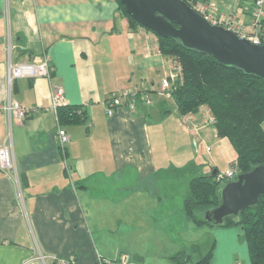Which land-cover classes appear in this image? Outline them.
<instances>
[{
	"label": "crops",
	"instance_id": "0c3cea01",
	"mask_svg": "<svg viewBox=\"0 0 264 264\" xmlns=\"http://www.w3.org/2000/svg\"><path fill=\"white\" fill-rule=\"evenodd\" d=\"M196 2L209 5L214 19L233 16L249 30L254 0ZM9 34L13 63L46 56L51 76L15 79L10 88L12 100L37 110L25 121L11 120L23 203L13 178L0 171V264H43L38 253L76 264H94L97 256L114 261L121 253L130 264H172L156 234L169 241L182 224L194 231L183 213L190 179L175 201L174 171L198 159L202 144L209 148L215 129L187 130L173 100L152 92L151 104L141 93L133 110L116 107L108 115L106 103L111 93L158 88L168 63L156 36L130 30L115 0H0V106L7 97ZM52 88H62L65 104L80 106L84 115L62 127L69 136L64 152L49 108ZM5 129L0 109V142ZM206 229L199 228L214 235L208 264H250L241 228ZM195 245L175 242L173 253H188L185 264H194Z\"/></svg>",
	"mask_w": 264,
	"mask_h": 264
},
{
	"label": "trees",
	"instance_id": "16d2710c",
	"mask_svg": "<svg viewBox=\"0 0 264 264\" xmlns=\"http://www.w3.org/2000/svg\"><path fill=\"white\" fill-rule=\"evenodd\" d=\"M115 1L119 16L126 20L130 30L150 31L130 18L124 6ZM156 43L167 63L176 61L181 68L182 80L171 90L179 117L206 105L215 117L216 137L227 139L236 153L233 163L236 172L245 173L264 164V80L246 75L240 69L222 66L213 57L188 50L176 40L156 36ZM57 118L63 127L82 122L84 115L80 106L61 105L57 109ZM197 170L198 166L189 168L191 174H196ZM212 170L219 173L216 168ZM216 174L201 173L190 179L188 194L183 200L186 220L196 227H241L250 264H264V198L238 216L226 218L221 225L205 220V212L219 203L218 187L226 182L217 181ZM210 256L209 249L194 264H208ZM189 258L188 253L179 252L170 260L185 264Z\"/></svg>",
	"mask_w": 264,
	"mask_h": 264
},
{
	"label": "water",
	"instance_id": "95a60500",
	"mask_svg": "<svg viewBox=\"0 0 264 264\" xmlns=\"http://www.w3.org/2000/svg\"><path fill=\"white\" fill-rule=\"evenodd\" d=\"M126 14L142 27L163 39H173L188 50L213 57L225 67L264 80V44H254L219 25H211L183 0H118ZM216 174L212 170L211 176ZM218 205L204 218L221 225L255 207L264 198V164L248 172H236L217 189Z\"/></svg>",
	"mask_w": 264,
	"mask_h": 264
},
{
	"label": "built area",
	"instance_id": "2783aa9c",
	"mask_svg": "<svg viewBox=\"0 0 264 264\" xmlns=\"http://www.w3.org/2000/svg\"><path fill=\"white\" fill-rule=\"evenodd\" d=\"M189 4L194 10H196L201 16L204 17L211 25H219L224 28L233 31L240 38H245L254 44H264V31L262 30V21L264 19V0H254L251 10V23L249 24V30L246 31L244 27L237 24L233 16L226 18L214 19L211 16L210 6L206 3H197L196 0H183ZM13 41L9 34L6 43V84H7V97L0 106L3 111L6 120L5 133L0 142V171L11 176L15 181L18 189V198L23 203L22 192L20 190V183L16 171V166L12 152V133H11V120L16 119L19 121H25L33 113L36 112L35 106H24L21 103L11 99L10 88L12 82L19 78L35 79L43 77L50 79L51 67L46 56H43L41 61L33 63L31 61L23 63H13L12 61ZM147 53L150 52V48L146 46ZM182 80L181 68L178 62L172 61L168 63V71L165 74L163 80L159 83L158 88H144L143 90L135 89L132 91H124L122 93H111L107 100V113L111 115L113 108L116 107H128L133 110L136 105V100L140 94L143 93L144 102L146 104L152 103L151 92L161 98L171 99V90ZM61 105L65 104L64 92L62 88H52L49 97V108H51L55 114L57 127H56V139L60 150L64 152L65 146L69 141V136L66 131L59 125L57 118V109ZM181 123L187 130L194 133H198L204 126H213L215 123V117L210 109L206 105L200 106L196 112H189L180 116ZM216 133V132H215ZM236 169L234 165H231L224 173H217L216 180L224 181L230 180L235 176ZM37 260L46 264L51 262L53 264H76L72 258L57 257L55 255H46L38 253ZM94 264H130V255L128 253H121L118 259L112 261L97 256Z\"/></svg>",
	"mask_w": 264,
	"mask_h": 264
},
{
	"label": "rangeland",
	"instance_id": "374dc122",
	"mask_svg": "<svg viewBox=\"0 0 264 264\" xmlns=\"http://www.w3.org/2000/svg\"><path fill=\"white\" fill-rule=\"evenodd\" d=\"M149 33L153 34L151 31H149ZM154 35V34H153ZM161 98V97H159ZM166 99V98H163ZM168 100V102H172V99H166ZM263 129H264V122L262 124ZM213 127V126H212ZM218 140L219 143H217ZM166 141H164L165 143ZM208 143V144H207ZM207 145H209V148L207 146H205V144L201 145V147L204 148L200 150L199 153V158L195 159V161H191L190 163H188L186 169H178L174 171V176L176 178V182H175V198L174 200L177 201V199H181V196H183V194L185 195V193H187V189H185V183L186 180L188 181L189 179H191L196 175L201 174V167L206 166L205 168V174H211L212 172V168H216L219 173H224L229 167H230V161L233 160L236 157V153L232 147V145L230 144V142L227 139H219V138H210V140L208 139L206 142ZM200 146V145H199ZM205 147H207V152L205 151ZM209 150V151H208ZM209 157H211V160H209ZM205 159V160H204ZM212 161V162H211ZM203 164H205L203 166ZM191 166H198L199 170H197L196 174H191V172H189V168ZM203 173V174H204ZM177 183V185H176ZM177 186V187H176ZM191 224V223H190ZM191 226H193L191 224ZM202 227H207L210 230L217 228L216 226H202ZM202 227H196L193 226L191 228H193L194 231H190V230H186L185 227H183V224L181 226L178 227V229H175L172 233L173 234H168L169 236H171V238L169 239V241H167V239L165 238V234L163 232L157 233L156 236L161 239L163 238V245H164V253L162 255L166 256V255H170L169 256V260L170 257L174 256V251H175V242H178V244H184L187 246V242L192 243V241L194 240L196 243V250L193 252L192 250V246L190 247V251L189 253L192 254V256H194L195 258V262L197 260L200 259V257L202 255H204L210 247V243L213 242L214 243V235L213 233H211V231L209 229H206L208 231H210L209 233H211V237L210 235H207L205 232L207 231H201L199 230V228ZM237 228H241V227H237ZM204 232V233H203ZM159 240H157L158 242ZM188 252V251H186ZM170 253V254H169ZM173 253V254H172ZM194 253V255H193ZM155 259V258H154ZM192 261V260H191ZM170 263L173 264V261L170 260ZM190 264L193 263L189 262ZM167 264V263H166Z\"/></svg>",
	"mask_w": 264,
	"mask_h": 264
}]
</instances>
